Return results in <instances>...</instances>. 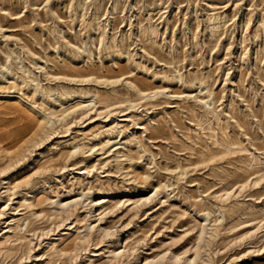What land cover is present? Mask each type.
I'll list each match as a JSON object with an SVG mask.
<instances>
[{"label":"rangeland","instance_id":"obj_1","mask_svg":"<svg viewBox=\"0 0 264 264\" xmlns=\"http://www.w3.org/2000/svg\"><path fill=\"white\" fill-rule=\"evenodd\" d=\"M0 264H264V0H0Z\"/></svg>","mask_w":264,"mask_h":264}]
</instances>
